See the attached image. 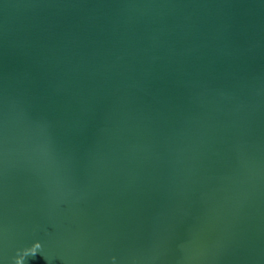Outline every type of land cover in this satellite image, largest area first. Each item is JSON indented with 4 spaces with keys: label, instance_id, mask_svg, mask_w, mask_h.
<instances>
[{
    "label": "water",
    "instance_id": "1",
    "mask_svg": "<svg viewBox=\"0 0 264 264\" xmlns=\"http://www.w3.org/2000/svg\"><path fill=\"white\" fill-rule=\"evenodd\" d=\"M17 261L264 264V0H0Z\"/></svg>",
    "mask_w": 264,
    "mask_h": 264
},
{
    "label": "clouds",
    "instance_id": "2",
    "mask_svg": "<svg viewBox=\"0 0 264 264\" xmlns=\"http://www.w3.org/2000/svg\"><path fill=\"white\" fill-rule=\"evenodd\" d=\"M40 247H41L40 244L37 243L30 251L32 252V254H35L36 250L39 249ZM17 264H20V261H17Z\"/></svg>",
    "mask_w": 264,
    "mask_h": 264
}]
</instances>
